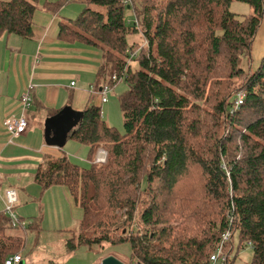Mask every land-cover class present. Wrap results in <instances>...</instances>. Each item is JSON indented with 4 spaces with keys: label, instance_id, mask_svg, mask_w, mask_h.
Instances as JSON below:
<instances>
[{
    "label": "trees",
    "instance_id": "obj_1",
    "mask_svg": "<svg viewBox=\"0 0 264 264\" xmlns=\"http://www.w3.org/2000/svg\"><path fill=\"white\" fill-rule=\"evenodd\" d=\"M66 1L44 6L57 11ZM81 1L76 18L60 20L58 38L99 48L95 90L118 80L127 87L118 95L123 133L100 106L82 110L70 138L88 147L89 167L63 152L45 155L36 168L41 190L62 185L81 209L65 251L126 241L129 264H210L230 231L226 264H234V233L238 249L252 250L242 264H264V54L254 69L251 56L263 0H236L251 9L242 18L229 9L233 0ZM38 2L0 0V36L28 38ZM127 10L134 18L126 23ZM131 34L141 40L129 43ZM99 148L102 163L94 162ZM14 214L12 225L0 211V264L24 252L25 237L10 229L32 233L35 242L42 231L40 217L25 226Z\"/></svg>",
    "mask_w": 264,
    "mask_h": 264
},
{
    "label": "crops",
    "instance_id": "obj_2",
    "mask_svg": "<svg viewBox=\"0 0 264 264\" xmlns=\"http://www.w3.org/2000/svg\"><path fill=\"white\" fill-rule=\"evenodd\" d=\"M44 2L37 3L28 38L15 34L0 36V179L3 188L15 191L17 216L21 219L40 217L42 231L35 242L36 247L28 254L22 253L19 264H99L93 262L92 254L79 259L78 250L67 253L65 246L63 253L68 257L62 258H55L49 254L50 250L43 254L39 249L43 230L56 231L64 245L68 230L75 228L81 217V209L72 202L64 186L41 190L34 181L36 168L43 157L47 154L59 156L72 140L69 138L63 147L47 145L43 121L53 109L71 106L82 111L87 104L101 107L102 103L94 88L95 73L101 62L99 48L59 39V22L67 17L61 15L59 9H47ZM28 84L32 85V102L24 110L27 129L10 136L4 126L5 120L22 112L20 97ZM104 115L103 112V118ZM71 151L67 149L69 155ZM3 208L4 198L0 194V211ZM108 254L103 253L102 257Z\"/></svg>",
    "mask_w": 264,
    "mask_h": 264
},
{
    "label": "rangeland",
    "instance_id": "obj_3",
    "mask_svg": "<svg viewBox=\"0 0 264 264\" xmlns=\"http://www.w3.org/2000/svg\"><path fill=\"white\" fill-rule=\"evenodd\" d=\"M40 2H44V0H39ZM264 5V0H263ZM86 6L84 2L81 0H67L65 3L61 5L59 8V12L61 15L66 16L67 18H76L77 15L81 12V10ZM229 9L237 14V17L242 18L245 15H248L250 13V7L248 4L239 2L236 0H233L229 4ZM36 10V9H35ZM35 13V11H34ZM134 18V15L131 10H127L124 14L125 22H131ZM140 36L138 34H131L128 35L127 41L129 43L133 41H140ZM251 56H252V69L256 68L258 65L260 58L264 54V16L261 22V25L257 31V34L255 38L253 39L252 44V50H251ZM242 67H246L245 63H241ZM127 87L126 83L123 80H118L113 86H110L109 91L107 92V101L104 103H101V113L103 115L104 112V118L106 119L107 123L114 128H116L120 133H123V118H122V112L119 106L118 101V95ZM98 97H100L99 94H97ZM96 95V96H97ZM198 102L201 103L202 100L198 98ZM44 122V121H43ZM67 148H64L66 147ZM63 147L64 152L68 156L71 162L78 164L81 167H89L90 161L88 160V147L77 142L76 140H69L67 144ZM67 149L72 150L69 155L67 152ZM15 205V204H14ZM141 205H138V211L140 210ZM13 211L17 214V207H13ZM24 222L22 220V224L24 223L25 226L28 223V218L23 217ZM138 222V214H135L134 217V224L135 228L137 226ZM12 233L16 234H22L25 237V248L23 254H28L35 245V239L34 235L28 231L25 232L22 228H14L10 229ZM50 232L49 230L45 231L43 230L40 238H39V249L42 250L43 254L46 253V251L50 250L53 256L55 258H62L64 256L63 251V243H60V235ZM233 248L229 252L230 259H234V264H242V263H248L251 260L252 257V250L251 247L247 244L240 247L238 249V235L237 233H234L233 239H232ZM92 254L93 256V262L100 263V260L102 258L103 253H109L117 258H120L124 264L130 263V246L129 243L124 241L115 245H105L104 248L101 250L98 246L94 247L92 250H90L87 246L83 245L81 246L78 251L77 255L79 259H83L88 254ZM68 257V256H67ZM211 264H217V263H211Z\"/></svg>",
    "mask_w": 264,
    "mask_h": 264
},
{
    "label": "built area",
    "instance_id": "obj_4",
    "mask_svg": "<svg viewBox=\"0 0 264 264\" xmlns=\"http://www.w3.org/2000/svg\"><path fill=\"white\" fill-rule=\"evenodd\" d=\"M112 79H115V75H112ZM32 85L28 84L25 91L21 94L20 103L22 112L18 116H11L5 120L4 126L6 131L10 136L18 135L23 133L28 126V120L24 114V110L29 108L32 102L31 97ZM110 89L109 84H102L98 87L97 91L100 95V101H107V92ZM242 93H237L235 104L238 105L242 102ZM106 161V151L102 148H99L96 151L94 156V162H105ZM0 194L4 198V208L3 210L10 216L12 225H15L18 220L13 212V207L16 202L15 191L12 188H3L2 182L0 179ZM231 238V232L226 231L221 237L219 245L215 248L213 253L209 256V262L217 264H226L227 263V253L224 251V243L228 242ZM22 262V255L19 253H13L7 256L3 264H19Z\"/></svg>",
    "mask_w": 264,
    "mask_h": 264
},
{
    "label": "water",
    "instance_id": "obj_5",
    "mask_svg": "<svg viewBox=\"0 0 264 264\" xmlns=\"http://www.w3.org/2000/svg\"><path fill=\"white\" fill-rule=\"evenodd\" d=\"M82 111L64 106L55 114L45 117L43 122L44 141L47 145L63 147L82 120ZM99 264H124L112 254L101 258Z\"/></svg>",
    "mask_w": 264,
    "mask_h": 264
}]
</instances>
